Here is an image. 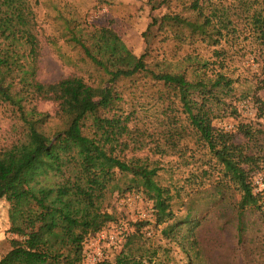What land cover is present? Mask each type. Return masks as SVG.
I'll list each match as a JSON object with an SVG mask.
<instances>
[{"label":"trees","instance_id":"16d2710c","mask_svg":"<svg viewBox=\"0 0 264 264\" xmlns=\"http://www.w3.org/2000/svg\"><path fill=\"white\" fill-rule=\"evenodd\" d=\"M166 1L147 0L152 10ZM192 6L203 17L197 0ZM251 19L256 39L264 47V0ZM210 24L211 16L198 22L163 15L153 19L149 28L185 29L211 40ZM35 29V13L28 0H0V94L24 126L18 141L0 148V199L9 206L10 232L18 237L11 240L0 264H84L86 238L115 220L103 210V203L117 175L128 178L122 192L141 191L151 202L156 227L174 220L161 233L177 246L183 264H199L202 252L196 232L200 221L191 219L189 209L182 221L175 220L173 200L180 197L182 188L171 182L162 184L161 167L147 157L126 158L124 153L129 150L148 149L152 155L183 158L190 140L195 150H190L185 160L199 163L196 177L211 172L218 176L209 183L214 199L219 202L229 193L239 196L238 231L245 211L264 210V194L255 193L252 185L253 176L263 169L264 155L249 149L251 142L256 146L262 141L264 133L240 125L237 133L246 139L243 143L237 141L236 133L213 126L227 110L224 98L233 91L231 79L222 73L214 78L195 74L190 79L186 72L155 70L146 63L145 54L134 55L113 29L102 26L94 28L87 41L75 35L71 40L106 77L103 84H88L77 76L44 83L37 78L39 43ZM139 78L156 89V101L164 104L162 119H155L152 131L146 123L131 127L135 114H125L119 107L112 117L104 115L119 94L115 85ZM34 100L54 103L62 126L47 127V113L33 106L26 110L25 105ZM255 100L259 102L257 97ZM146 224L140 223L135 232ZM130 243L131 238H127L124 247ZM95 264L140 262L128 249L113 261Z\"/></svg>","mask_w":264,"mask_h":264},{"label":"rangeland","instance_id":"374dc122","mask_svg":"<svg viewBox=\"0 0 264 264\" xmlns=\"http://www.w3.org/2000/svg\"><path fill=\"white\" fill-rule=\"evenodd\" d=\"M193 1L167 0L160 8L152 10L147 0H28L36 19L38 80L52 83L77 76L88 84H103L106 77L85 57L71 36L87 41L94 28L105 26L113 29L134 55L145 54L146 63L155 70L186 72L190 79L195 74L203 78L224 74L233 81V91L224 98L227 110L213 121V126L238 135V127L248 125L252 131L264 133V88H261L264 85V47L256 39L251 19L253 13L259 11L261 0H197L203 17L211 16L208 28L211 40L191 35L185 29L175 32L168 27L149 28L153 19L159 20L163 15L202 22L203 17L193 9ZM115 90L119 94L111 100L104 115L112 117L119 107L125 114H135L136 122L131 127L146 123L152 131L155 119H162L164 108V104L156 101V89L139 78L118 82ZM31 106L50 116L47 127L62 126L54 103L34 100L28 102L25 109ZM232 109L236 111L233 114ZM23 134L24 126L15 109L0 94V148L18 141ZM261 137L262 141L260 139L256 146L251 142L249 149L264 155V135ZM187 141L188 152L183 158L152 155L148 149L136 153L129 150L124 155L128 159L132 155L147 157L161 167L162 184L171 182L182 188L180 197L173 200L175 220L182 221L189 209L191 219L200 221L196 232L202 252L199 264H264V210L245 211L238 231L236 203L239 196L229 193L219 202L214 199L215 192L209 183L218 176L211 172L209 176L196 177L199 163L187 161L190 150H195L193 143ZM237 141L247 143L240 135ZM196 155L200 157L201 153L196 151ZM127 185L128 178L117 175L103 203V210L115 220L101 231L111 233L116 240L98 241L95 234L89 235L84 241L83 254L86 250L99 251L101 260L113 261L122 250L130 249L140 264H183L177 246L161 233L174 220L156 227L151 202L141 191L122 192ZM252 185L255 193L264 194V162L263 169L253 176ZM8 209L7 202L0 199V258L10 250L11 240L18 239L10 232ZM144 222L147 224L135 232ZM127 238H131V243L124 247ZM83 263L89 264L85 257Z\"/></svg>","mask_w":264,"mask_h":264},{"label":"built area","instance_id":"2783aa9c","mask_svg":"<svg viewBox=\"0 0 264 264\" xmlns=\"http://www.w3.org/2000/svg\"><path fill=\"white\" fill-rule=\"evenodd\" d=\"M95 236L97 237L98 241L106 239L111 242H114L116 240L115 237L111 233L107 235L105 231H100L96 233ZM84 257L86 258L89 264H95L96 262L101 261V255L99 251L88 252L86 250L84 251Z\"/></svg>","mask_w":264,"mask_h":264}]
</instances>
